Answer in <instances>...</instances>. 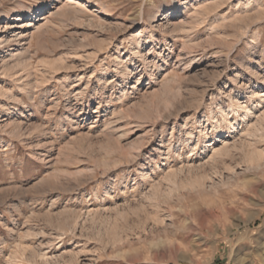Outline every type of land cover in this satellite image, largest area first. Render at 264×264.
Masks as SVG:
<instances>
[{
	"label": "rangeland",
	"instance_id": "374dc122",
	"mask_svg": "<svg viewBox=\"0 0 264 264\" xmlns=\"http://www.w3.org/2000/svg\"><path fill=\"white\" fill-rule=\"evenodd\" d=\"M0 264H264V0H0Z\"/></svg>",
	"mask_w": 264,
	"mask_h": 264
},
{
	"label": "bare ground",
	"instance_id": "6f19581e",
	"mask_svg": "<svg viewBox=\"0 0 264 264\" xmlns=\"http://www.w3.org/2000/svg\"><path fill=\"white\" fill-rule=\"evenodd\" d=\"M187 67V66H186Z\"/></svg>",
	"mask_w": 264,
	"mask_h": 264
}]
</instances>
